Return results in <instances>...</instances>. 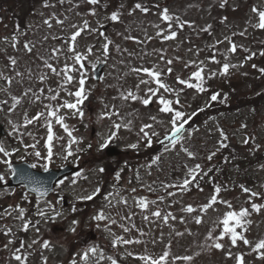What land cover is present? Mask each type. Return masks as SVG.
<instances>
[{"label":"rangeland","instance_id":"obj_1","mask_svg":"<svg viewBox=\"0 0 264 264\" xmlns=\"http://www.w3.org/2000/svg\"><path fill=\"white\" fill-rule=\"evenodd\" d=\"M151 1L153 3H150L148 6L149 11L147 13L135 11L131 15L120 16L119 21L108 19L111 10L99 11L97 6L87 3V0H65L63 4L59 3L58 0H54L48 7L43 6L44 3L42 5L37 3L36 5L33 4L31 11V3H25L30 14L26 16V20L24 16H21L20 20L24 19L21 27L27 26V28L21 29L16 33L15 47H13V36L9 34L8 29L0 31V34L4 35V37L0 38V54L6 58L3 59L0 56V74H2L0 75V102L7 101V104L0 103L1 121L4 123L7 132L0 139V142L10 152H12V149H19L18 152H12L9 157H4L0 153V159H8L12 162L14 158L18 161L22 157H26L30 159V162L36 163L38 167L43 168L41 165L44 161L36 159L33 155V149L29 148L25 151L24 145H31L38 141L36 150L42 154H46L47 128L44 126L45 120L41 118L27 127H20L18 133H12V126L13 124L23 125L25 112L31 118L37 112L45 111L44 104L49 103V101L44 100L42 97L41 101L34 102L33 93L39 95V89L43 88L45 90L44 95L46 96L48 95L47 89L49 87L56 88L60 83L61 77L53 75L49 69L45 68L44 60L53 64L58 70L63 68L66 57L72 55L67 50L69 37L72 32L76 31L72 25L75 24L83 27V22L87 20L90 28L97 30L91 32L85 30L76 41L77 51L84 52L89 46L93 48L92 53L83 62L85 65L84 71L87 74L85 88L90 92L89 99L85 101L84 105L85 119L81 121L78 118L70 117L66 120V123L75 129L73 135L83 138L79 143L72 145V162L80 166L81 169L78 173L82 171V175L77 176L76 173L66 178L63 180V184L60 183L58 185L57 194L43 200L34 199L30 201L24 199L23 197L26 194L22 190L8 188L0 189V198L13 192L9 204L12 206L19 204L21 207H24L27 210V218L33 223L36 220H41L40 217L36 216L38 207L44 208L49 215H53L51 209L46 207V202L51 201L52 205L55 206V210L61 212L62 215L48 222L41 220L40 224L37 225L40 229L39 233L35 231V228H30L24 241L25 247L33 240L39 241L36 245H40L44 240H48L53 247L51 250L44 249L42 252L44 256L48 257L47 264H60L61 262L62 264H68V258L66 254H63V251L74 240H77L74 236L82 227L79 223L75 233L69 231L72 220L81 221V216H70L72 206L76 205L78 200H81L78 197L89 195L97 188L96 183H100V181H97V175L99 174V169L102 167L101 164H107V161H115L117 158L119 160L127 158L125 152L120 157H109L104 152L105 147L107 144H114L124 151L139 155L140 150L143 149L142 134L138 135L140 127L142 124H152L153 128L151 130L145 129V131H149V134H151V131L159 133L158 137L162 138L163 147L167 146L169 150H164L160 155V160L155 163L152 161L150 163L142 162L136 169L127 171L119 181L126 183L134 175L140 174L142 186L139 189L140 191L136 192V195L140 194L149 201L155 200L156 204H150L148 210L145 211L137 206V200L131 195L126 198V205L124 203H117L127 196L123 194V188L121 186L118 187L117 190L119 192L117 193L111 188L113 187L111 184L106 185L103 192L89 206L84 222L87 230L93 227L96 231L100 230L103 235L106 232V238L103 243L106 246H110L111 249L104 250L106 259L99 260V264H111V260L108 257H112L116 261L123 263L124 261H128L133 264H143L137 258L139 255L148 254L157 258L164 253L169 242H171V255L168 258L169 264H172L173 256L182 257L185 255L193 256L194 259L191 262L176 261L175 264H236L234 256L238 252L244 253L246 264H264V259L259 258L258 254L253 252L250 246L244 245L242 242H238L237 246L231 249L234 254L232 258L227 257L225 254L229 247L227 238H225L226 246L224 249H208L206 246L211 243V241L206 240L208 232L215 229L214 234H219L220 228H217V222L223 218L224 213L229 209L225 205L216 204L209 208L207 212H201L200 207L210 201V190L207 188H203L202 190L192 188L190 184L186 190L182 191L179 187L175 186L183 183L188 170L194 168L195 165H201L203 172L208 161L211 160L208 159V156L211 153H217L220 149H233L237 153L248 154L255 159L258 157L253 155V150L256 145H259L260 147L257 149L261 151L264 157V74L259 70H255L245 60L247 55L254 50H258L260 44H264V29L253 27V25L258 23V15L252 12V7H241L240 9L228 11L217 9L216 5L219 0ZM14 2L15 8L20 11L25 1L14 0ZM255 4L259 7L264 6V0H256ZM234 5L235 3L232 2L231 8ZM92 8H95V15L90 14V9ZM164 8H167L169 13L173 14L174 17H179L181 21L187 20L193 22V27L186 25L183 29H180L178 25L173 24V29L177 31L176 38L164 41L156 35L161 29L164 30V34H168L169 32L167 28L168 22L164 21L160 15ZM222 11L223 17L219 23V27L215 31L210 34L201 31V29L208 25H211L212 28ZM53 13H55V17L52 16ZM65 17H67L66 20ZM224 17H227L226 21L223 20ZM46 19H50L51 27L44 24V20ZM56 19L64 20V23L58 24L56 23ZM156 25L159 27H155ZM104 26L105 29L103 30ZM245 29H247L245 35L240 36L239 33L245 31ZM101 32L104 35H100ZM233 33H237V35L233 36ZM126 36H132L136 39H125ZM5 37H7V40L4 39ZM147 37H152V39L149 40ZM225 37H231L234 43L243 45V48H238L235 54H228V62L230 64H242V66L230 68L231 72L228 75H224L225 78H231L234 81L238 76L244 79L240 89L238 88L240 81H237L235 85V91L238 94L243 92L246 95V98L242 95L245 99L239 106L240 112L238 115L237 113H233L225 119L218 115L211 117L214 116L212 114H215V111H213L211 114L200 116L198 122L185 124L183 130L185 138L173 147L170 140L165 138L166 135H171V125L169 123L171 114L160 112V108L163 106L159 105L158 98L160 95H164L166 99L171 100L174 99V96L164 93L163 89H161L156 96L152 97V103L148 106H144L139 101H132L130 99L125 101L119 98L121 92H127L128 90L136 92V85L140 80L151 79L146 74L142 72L136 73L132 69L141 67L152 68L153 66H156L158 69H166L168 65L160 60V56L163 55L166 59L172 58L174 62L171 65L173 72L163 75L161 77L162 82L174 89H183L179 96L180 103L172 106L179 110L180 107H184L190 111V107L195 105L196 102L201 101L206 104L207 99L204 97V94L196 89L179 84L176 77L180 76L181 79L189 80L191 73L196 69L193 65H189L187 68L184 66L189 61H196L197 63L203 61L205 71L213 69L219 71L221 63L217 64L210 61V51L214 50L217 60L220 61L219 57H222V61H224V54H227V50L230 47ZM108 41H111V43L109 44V51L105 55L103 45ZM216 41H222V43L216 44ZM26 42L34 46L30 53L24 47ZM117 45L119 46V51L117 50ZM213 45H215L214 48L212 47ZM54 48L61 49L63 55L53 58L52 50ZM189 49H192V51H189ZM244 49L248 51H244ZM197 50H199V54H197ZM177 56L181 59L175 60L174 58ZM9 57L15 58L17 61L16 65L13 66L11 64ZM98 61L105 62V68L101 79L95 81L92 69ZM67 62L71 63L70 60ZM11 66L13 70H10ZM232 71L238 76L231 77ZM45 73L47 74V79L41 82L39 77ZM6 77L11 78V84L5 79ZM212 85V81H205L204 86L206 90L214 91V89H211ZM75 87H78V83L76 82H74L73 90H75ZM147 87H157V85L154 82L147 85L141 84L137 94L147 98L145 95ZM28 89L32 91L28 92L25 96L24 93ZM13 96L21 97V100L19 104L9 111L8 109L13 104ZM254 96L255 98L252 100ZM61 97L69 99L63 92H61ZM260 97L261 100H259ZM113 105L120 110L119 117L113 116L111 119L98 118L101 113L108 111ZM129 113H132V115H129ZM62 114L68 113L66 110H62ZM151 116H155L157 121H162L163 123L152 121L149 119ZM121 118L124 123H127L129 120L132 121L131 130L119 129L117 136L107 143L104 148H101L100 145L105 142L110 130H112L113 121L119 123L121 122ZM92 129H94L93 132H91ZM221 130H223L227 139L221 137ZM251 131H253L252 136H250ZM29 132L33 134L35 139H33V136L28 135ZM21 133L23 134V144L20 143L19 138ZM53 133V151L58 153V160H63L62 156L65 154V148L61 146H66L69 138L63 128L55 124L54 121ZM246 138H249V141L253 140L252 146L243 143ZM137 142H139L138 148L132 149L128 147V145ZM87 143L94 144L92 153L75 156V153H77L76 146H79V149H83V144ZM221 143L226 144L227 147H221ZM184 148L194 152L195 156L189 157L183 150ZM128 154L130 156V153ZM132 157L134 158L135 156L132 155ZM230 157L235 158V156ZM259 164H264V162ZM119 172L120 168L118 167L116 173ZM0 173H3L5 179H7L11 174V170L3 163H0ZM85 176L87 179L83 181L82 178ZM197 177H202L199 172L197 173ZM74 180L75 183H73ZM168 185L174 186L167 187ZM149 186L154 191H150ZM168 192H172L173 195L169 196ZM58 194H63L68 199V206L71 202V205L67 206L68 208L63 207L64 205L61 204ZM160 196L164 197L162 202L157 199ZM246 197V193L237 190L225 192L220 198L230 200L233 208L237 210L245 205ZM33 201L34 209L29 213L28 205L33 203ZM109 201L114 206L109 207ZM186 205H192L196 211L193 213L182 211L181 209ZM157 208L162 210V214L171 212L176 216V219H170L165 224L162 219L152 217L151 213ZM100 209H103L106 215L117 221L112 226L108 224L111 232L105 230L107 221H95L92 219ZM3 211L0 208V213H3ZM129 214H132L131 221L121 219V217H126ZM15 215H18V213H14L12 217H6L2 220V226L7 225L11 227L17 234L21 228V221L16 220L14 218ZM145 215L149 216L148 221L143 219ZM197 215L202 218L200 224L195 223ZM251 215L252 223L248 225V231L244 234L252 242V246H254L259 239L264 238V209L259 213L252 212ZM181 216L184 217V222H181ZM97 224L100 225L99 228H97ZM121 224L129 228H131L132 224H135V228H131L129 232H124L120 227ZM138 229L144 234L142 235ZM177 232L183 233V235L177 236ZM161 233L163 234L162 239ZM115 236L140 240L142 243L125 244L116 248L119 243L115 246L112 243ZM89 237L86 233L79 236V251L84 252L89 246H92ZM152 241H156V243ZM7 242V239H2L0 236V264H2V260L6 259L8 254V249L3 247ZM59 244L62 247H58ZM36 245H33L32 250L37 248ZM129 253L132 255H129ZM196 253H200V255H196ZM3 256L4 258L1 260ZM40 257L41 252L36 259L29 257L28 264H41ZM90 259L89 255L88 264H90ZM4 264H19V262L15 261L13 256H11L10 259L8 257V260Z\"/></svg>","mask_w":264,"mask_h":264},{"label":"snow or ice","instance_id":"obj_2","mask_svg":"<svg viewBox=\"0 0 264 264\" xmlns=\"http://www.w3.org/2000/svg\"><path fill=\"white\" fill-rule=\"evenodd\" d=\"M65 0H59V3L63 4ZM87 3L91 5H98L100 3V0H87ZM227 3V0H221L220 7L223 8L225 4ZM44 6L48 7V0H44ZM78 6V5H76ZM123 7V5H121ZM140 10L143 13H147L149 11V8L143 6L142 3H136L134 8L129 11V15H131L135 10ZM252 12L258 15V23L253 25L254 28H259V29H264V10L258 9L256 6H253ZM90 14L95 15V8L90 9ZM162 19L166 22L167 28L169 30L168 34H164V30L161 29L156 33L158 37H161L164 41L170 40V39H175L177 36V31L173 29V24L178 25L180 29H183L186 25L188 27H193V22L190 21H181L179 17H174L173 14L169 13V10L167 8H164L162 12L160 13ZM53 17H55V13L52 14ZM51 19V18H50ZM50 19L44 20V24L48 25L51 27ZM67 17H65V20ZM111 21H119L120 19V13L119 11H113L108 17ZM223 20H227V17H224ZM56 23L58 24H63L64 20L61 19H56ZM19 27V26H17ZM73 28L76 29V31L72 32L70 37H69V42L67 44V50L69 53H71V56L66 57V62L61 69H57L53 64L49 63L47 60H44V67L49 69L53 75H56L57 77H61L60 83L56 88L49 87L47 89L48 95H44V89L41 88L39 89V95L36 93H33L34 96V102L35 101H41L42 97L44 100L49 101V103L44 104V112H37L35 116L29 118L27 113L25 112V118H24V123L23 125H15L13 124L12 126V133H18L20 127H27L30 124H33L35 121L40 120L43 118L45 120V127L47 128V139L45 142L46 145V154H42L40 151H37V143L28 145H24L25 151H27L29 148L33 149V155L36 157L38 161H44V163L41 165L45 170L48 169L49 164L51 163L54 155H58V153L53 151L54 144V133H53V121L55 124L59 125L61 128H63L64 132L67 134L69 140L67 145H62L61 147L65 148V154L62 156V159H68L70 156L73 155L72 152V145L79 143L83 138L76 137L73 135V132L75 131L74 127H70L67 123L66 120L70 117L72 118H78L79 120L83 121L85 119V101L89 99L90 92L86 90L85 88V82L87 80V74L84 71V61L87 60L88 56L92 53L93 48L89 46L86 48L84 52L77 51L76 49V41L77 38L81 36V33L84 32L85 30L88 31H97L96 29H91L89 26V22L85 20L83 22V27H80L78 25L73 24ZM155 27H159L156 25ZM211 29V25L206 26L205 28L201 29V31L204 32H209ZM245 31H242L239 33L240 36H244ZM100 35H104V33H100ZM233 36L237 35V33H233ZM7 40V37L4 38ZM47 39V37H45ZM125 39L129 40H134L136 39L135 37L132 36H126ZM147 39H152V37H147ZM225 40H227L230 44L229 49L227 50V54H224V62L222 63L220 69H219V74L220 75H228L230 68H235L241 65H233L228 62V54H235L238 48H243V45H237L234 43L231 39V37H225ZM13 47H15V41L16 37L15 35L13 36ZM139 42V41H138ZM111 41H108L103 45V52L106 55L109 51V44ZM222 41H216V44H220ZM25 49L30 53L32 52V49L34 46L28 44L27 42L24 45ZM117 50L119 51V46L117 45ZM213 48L215 45L212 46ZM126 51V50H125ZM157 51V50H154ZM163 51V50H159ZM189 51H192V49H189ZM244 51H248L247 49H244ZM197 54H199V50H197ZM59 55H63V52L59 48H54L52 50V56L53 58H57ZM256 53H251L250 55L245 57V60L252 59ZM260 55H264V51L260 52ZM11 64L14 66L16 65L17 61L15 58L9 57ZM43 59V58H41ZM175 60H180L181 58L179 56L174 58ZM210 61L213 63L220 64L221 62L216 59V53L214 52L212 56L209 57ZM70 60L71 63H68L67 61ZM160 60L164 61L168 67L166 69H158L156 66H153L152 68L148 67H141V68H134L132 71L136 73H144L151 79H144L140 80L139 83L136 85V92H133L132 90H128L127 92H121L120 93V99L122 100H132V101H139L142 103L144 106H148L150 103H152V97L156 96L157 93L163 89L164 93L171 94L174 96V99H166L164 95H160L158 98V103L159 105H162L163 107L160 108L161 113H166V114H171L170 118V132L171 135H166L165 138L169 139L172 146L175 147L179 142H181L185 137L183 135V130L185 124L188 123L189 120L192 119V116L196 115L195 112H193L191 115L187 114L186 112L174 108L172 105H178L180 103L179 96L180 93L183 91V89H174L167 84L162 82L161 77L166 74H170L173 72V68L171 65L173 64L174 60L172 58L166 59L165 56L161 55ZM189 65H193L196 70L191 73V77L189 80L181 79L180 76H177L176 79L179 84L181 85H186L189 88H195L199 92H205V81L206 79H210L211 77L216 76L218 73L215 71H209L205 73V67H204V62L200 61L197 63L196 61H189L185 63V67L187 68ZM255 68L256 65H253ZM259 71L264 74V68H260ZM2 75V74H0ZM19 75V73H17ZM194 78L196 83H191L190 80ZM8 83L11 84L12 80L10 77H6ZM41 82H44L47 79V74H42L39 77ZM74 82L78 83V87H75V90H73ZM155 83L157 87H147L145 89V95L147 98L139 96L137 93L139 92L140 85L141 84H151ZM31 89H28L24 95L26 96L28 92H31ZM61 92L65 93V95L69 99H65L61 97ZM219 93H213L210 97L212 101H216L218 99ZM115 99V97H114ZM21 97H12L13 104L12 106L8 109L9 111L12 110L17 104L20 103ZM55 102V103H54ZM0 103L7 104V101H3ZM107 107V106H105ZM62 110H66L68 114H62ZM203 109H199V111H202ZM129 115H132V113H129ZM113 116H120V110L116 108L115 105H113L108 111L103 112L100 114L98 117L99 119H104L108 118L111 119ZM152 121H156L158 123H163L162 121H157V118L155 116L149 117ZM11 123V121H9ZM131 125L132 121L129 120L127 123H124L122 118L121 122L117 123L113 121L112 124V129L110 130V133L105 140L103 144L100 145L101 148H104L107 143H109L113 138L117 136V131L121 128L131 130ZM87 127V125H85ZM153 128L152 124H142L140 127V132L138 135L142 134L141 139L145 141V145L147 147H151L153 143V137H158L160 134L151 131V135L149 134V131H145V129L151 130ZM29 136H33L31 132L28 133ZM190 135V133H189ZM23 134H20V143L23 144V139H22ZM221 137L223 139H227V137L224 135L223 130H221ZM33 139L35 137L33 136ZM56 139H62V138H56ZM157 143L163 144V141L157 140ZM244 144L249 143V138H246L243 141ZM139 146V142L133 143L128 145L129 148L136 149ZM221 147H227L226 144L221 143ZM88 148H91V144L87 146ZM259 145H256V148H259ZM165 151H168V147L165 146L164 148ZM189 157H194L195 153L188 150L187 148L183 149ZM19 149L15 148L12 149V152H18ZM81 151V149L77 148V152ZM12 152L8 151L4 144L0 142V153L3 154L4 157H9L11 156ZM215 155V153H211L208 156V159H212V157ZM23 158V157H22ZM160 160L159 156H156L153 159V163L156 161ZM0 163H3L4 165L7 166L9 170L12 171V174H16V170L13 169L12 163L8 159H0ZM33 168L37 167L36 163H33L31 165ZM150 167V165H149ZM261 168H264V165L260 166ZM100 172H104L103 168L99 169ZM200 173L201 176L206 175V173H203L201 170V165L197 164L194 166V168H191L188 170V174L186 178L183 180V183L181 185H175L176 187H179L182 191L186 190L187 187L194 183L197 180V173ZM82 175L81 173H77V176ZM119 173L116 174V178L119 179ZM5 179V175L3 173H0V181H3ZM84 179H87L85 176ZM64 181H60L61 184H63ZM75 183V180L73 181ZM174 185H168L167 187H173ZM197 187H199L197 185ZM240 189L242 192L248 194V203L250 204L249 207H240L239 210H236L233 208L232 202L230 200L222 199L220 198V193L222 190H227L225 186L221 185H216L214 189V194L211 196L210 201L208 203L203 204L200 207L201 212H207L209 208H211L213 205L216 204H222L225 205L229 210L224 213L223 218L217 222V228H220L219 234L216 235L215 229L210 230L207 234L206 240L211 241L210 244H208L206 247L208 249L214 248L217 250H222L225 248V238H227V243L229 245L228 251L225 253L227 257L232 258L233 257V252L232 248L236 247L238 242H242L244 245L250 246L252 248L253 252H256L258 254V257L261 259H264V238L259 239L254 246H252V242L245 236V232L248 231V225L252 223L250 216L252 212L259 213L262 209H264V204L261 203H256L254 202V198H260L262 197V194L257 191H253L251 188L246 187L244 184L239 185ZM150 191H154L149 186ZM202 190V189H201ZM41 196L45 195L46 192L48 191L46 188H37L35 189ZM133 192H135V189H132ZM101 192V189L99 187L95 188V190L86 196L78 197V199L81 200H92L97 194ZM169 196L173 195L172 192L167 193ZM24 199H27V195L23 197ZM62 199V198H61ZM107 199V197H106ZM161 202L164 200L163 196H160L157 198ZM117 203H124L125 205L127 204L126 199H121ZM137 206L145 211L148 210L150 204H156V201H149L145 197H140L136 201ZM112 202L109 201V207H112ZM46 207L51 209V212L53 215H49L48 212L45 211L44 208H37L36 211V216L40 217L41 220L48 222L49 220H54L56 217H59L62 215L61 212L55 210V206L52 205L51 201L46 202ZM77 209L75 207L72 208V211L75 212ZM182 211L188 212V213H193L196 211V209L193 208L192 205H186L181 209ZM27 210L24 207H21L19 204L12 206L9 205L7 208L4 209L3 213H0V219H3L4 217H12L14 213H18V215H15V219L21 221V228L20 231L27 232L30 228H35V231L39 233L40 229L37 227V225L40 224L41 220H36L35 223H33L30 219L27 218L26 216ZM152 217H155L157 219H162L165 224L168 223V221L175 220L176 216L173 215L171 212H165L162 214V210L157 208L155 211L151 213ZM93 220L95 221H107L105 224V230L111 232V229L108 227V224H116L117 221L106 215L103 209H100L97 214H95L92 217ZM121 219H125L128 221H131L132 219V214H129L126 217H121ZM145 221L149 220V216L145 215L143 217ZM181 222H184V217H180ZM202 222V218L197 215L195 218V223L200 224ZM78 220H72L71 226L69 228V231L75 233L77 231V226L79 225ZM222 226V227H221ZM100 225L97 224V228H99ZM120 227L123 229L124 232H129L131 228H135V224L131 225V228L128 226L121 224ZM239 229V231H238ZM138 231H141L138 229ZM0 232H2L5 236H11V239H8V242L3 245L4 248H8L10 244H13L15 242V235L13 233V229L11 227H8L5 225L3 228H0ZM141 234L143 235L144 233L141 231ZM177 236L183 235V233L177 232ZM163 237V234L161 233V239ZM39 241L38 240H33L31 243L27 244V248L32 249L33 245H36ZM153 243H156V241H152ZM113 246H115L117 243H122V244H133V243H142L140 240H131V239H125L123 236H115V238L112 241ZM25 247V242L20 241L19 247L15 248L12 256L15 259V261L19 262V264H28V258L31 255L30 252H21V249ZM53 245L51 244L50 241L44 240L41 244V249H48L51 250ZM170 248H171V242H169V245L166 246V250L162 255H160L157 258L152 257L151 255L148 254H143L139 255L137 258L143 262V264H169V256L171 255L170 253ZM99 253V258L96 261V264H99V260H103V250L98 249L96 246H89L86 250H84L82 254V259L85 261V264H88L89 260V255L92 254L93 256L97 255ZM129 255H132L129 253ZM196 255H200V253H196ZM236 260V264H246L245 258H244V253L238 252L234 256ZM41 264H47L48 262V257L44 256L42 251H41ZM109 260H111V264H117L116 259L112 257H108ZM194 259L193 256H173L172 257V264H175L176 261H186V262H191ZM71 264H77V261L75 258L72 259Z\"/></svg>","mask_w":264,"mask_h":264},{"label":"water","instance_id":"obj_3","mask_svg":"<svg viewBox=\"0 0 264 264\" xmlns=\"http://www.w3.org/2000/svg\"><path fill=\"white\" fill-rule=\"evenodd\" d=\"M100 69H96V77L98 78ZM109 153H114L113 150H109ZM14 169L16 170V174L12 175L10 180L8 181L9 185H17L20 183L25 184L26 188L30 191H35L37 188H46L49 192L55 181L62 177L64 174L73 171L74 169L71 167H64L60 170H50L47 172H35L28 168H25L22 165H14ZM0 185H2L0 183ZM46 192V193H47ZM39 194V193H38Z\"/></svg>","mask_w":264,"mask_h":264},{"label":"trees","instance_id":"obj_4","mask_svg":"<svg viewBox=\"0 0 264 264\" xmlns=\"http://www.w3.org/2000/svg\"><path fill=\"white\" fill-rule=\"evenodd\" d=\"M0 1H2V0H0ZM101 1V0H100ZM2 3H4L5 4V2H2ZM214 89L217 91V90H222L221 89V86H216V87H214ZM214 93V92H213ZM213 93H210L211 95L213 94ZM241 98L238 96V98L236 99V102L238 101V100H240ZM217 102H220L219 100H217ZM212 105L214 106V102L212 101ZM221 104L219 105V107H221L222 106V104L226 107L225 109H230V108H232V107H234V103L235 102H229V100L227 99V100H225V102H220ZM216 171H219V167L218 166H216V167H211L210 168V174H211V176H213V175H216ZM219 173H220V171H219Z\"/></svg>","mask_w":264,"mask_h":264}]
</instances>
